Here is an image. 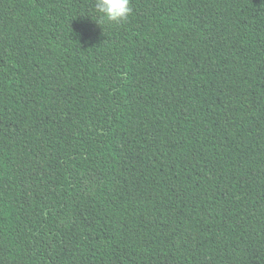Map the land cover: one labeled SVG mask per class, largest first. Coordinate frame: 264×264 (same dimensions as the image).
<instances>
[{
    "label": "trees",
    "instance_id": "16d2710c",
    "mask_svg": "<svg viewBox=\"0 0 264 264\" xmlns=\"http://www.w3.org/2000/svg\"><path fill=\"white\" fill-rule=\"evenodd\" d=\"M0 0V264H264V0Z\"/></svg>",
    "mask_w": 264,
    "mask_h": 264
},
{
    "label": "clouds",
    "instance_id": "9594fccd",
    "mask_svg": "<svg viewBox=\"0 0 264 264\" xmlns=\"http://www.w3.org/2000/svg\"><path fill=\"white\" fill-rule=\"evenodd\" d=\"M96 20L99 24H118L132 13L130 0H95Z\"/></svg>",
    "mask_w": 264,
    "mask_h": 264
}]
</instances>
